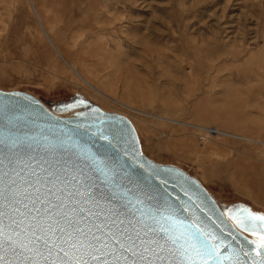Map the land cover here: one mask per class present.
<instances>
[{
  "label": "rangeland",
  "instance_id": "obj_1",
  "mask_svg": "<svg viewBox=\"0 0 264 264\" xmlns=\"http://www.w3.org/2000/svg\"><path fill=\"white\" fill-rule=\"evenodd\" d=\"M0 88L78 92L148 157L264 212V0H0Z\"/></svg>",
  "mask_w": 264,
  "mask_h": 264
},
{
  "label": "water",
  "instance_id": "obj_2",
  "mask_svg": "<svg viewBox=\"0 0 264 264\" xmlns=\"http://www.w3.org/2000/svg\"><path fill=\"white\" fill-rule=\"evenodd\" d=\"M0 160L21 202L33 209L13 205L23 216L5 209L0 227L10 239L0 248V264H264V220L255 218L264 217L263 211L221 201L195 175L148 157L124 115L104 111L78 92L47 101L29 90L0 88ZM81 170L97 185L92 192L98 205L75 195L80 186L72 177ZM57 176L60 181L50 183ZM37 197L43 203H33ZM80 207L86 211L79 213ZM45 209L79 221L89 239L99 236L107 247L75 251L65 245L66 256L30 244L32 226L51 223ZM13 220L23 223L17 227ZM191 233L212 246V256L196 255ZM137 234L133 246L125 237Z\"/></svg>",
  "mask_w": 264,
  "mask_h": 264
},
{
  "label": "snow or ice",
  "instance_id": "obj_3",
  "mask_svg": "<svg viewBox=\"0 0 264 264\" xmlns=\"http://www.w3.org/2000/svg\"><path fill=\"white\" fill-rule=\"evenodd\" d=\"M11 164V161H9ZM4 167L3 161L0 160V169ZM100 171V169H97ZM49 176H52L49 173ZM60 177H55V181H50V183H55L60 181ZM73 181L79 185L80 187L77 189L75 195L81 197L85 204H95L98 205V201L96 200V195L92 192L94 187H97L94 183L90 181V178L84 173L82 170L79 173V176H73ZM105 180L107 177L105 176ZM65 184L68 183L67 179L63 181ZM17 185L14 179L9 178V173L7 171L0 170V224H2V219L7 215L5 209H10L13 213H19L21 216L25 215L23 212H20L19 208L13 207V205H21L23 208L28 209L29 212L33 211L28 207V204L22 203L19 199L21 193L16 191ZM27 191V190H25ZM51 191V190H49ZM27 199V196H25ZM39 201V197H37L36 203ZM43 203V201H39ZM57 205L53 204L50 205V209H55ZM60 208H63V205H59ZM50 209H45L48 214L51 223L45 224L42 221H37L31 230L32 239L29 240V243L35 245L39 248L41 245L48 249L51 252L52 249L57 248L60 251H64L63 246H67L68 248L74 249L75 251H80L84 248H90L93 250L95 249V244H101L104 247H107V244L103 242L101 237L99 236H92L91 239L88 238L87 233L80 227H77L76 224L79 221H73L72 219L68 218L66 214H62L59 211H51ZM37 213H39V209H36ZM74 211H77L74 209ZM86 209L84 207H80L78 209L79 213H84ZM94 215H99V213H92ZM259 220H264V217H255ZM32 220L36 221V217H31ZM13 223L17 224V227H20V224L23 223L22 221L17 223V221L13 220ZM115 227L119 229V224H115ZM121 224L123 221L120 222ZM23 231V229H21ZM150 231L152 229H149ZM91 231V230H89ZM111 232V229L109 230ZM161 231H165L161 229ZM39 232V234H37ZM120 236H123L124 233L120 232ZM146 235V233H145ZM191 239L194 241L190 243L189 247L195 251L196 255L203 258L205 256H212L213 249L212 246L204 239L200 237L198 233H191ZM111 237L114 242L119 243V236L116 233H111ZM129 243H133L134 240L139 239V234L136 237H125ZM10 239L6 237L3 231V228L0 227V248H2L5 242ZM168 239L172 240V243L175 244L176 241L172 237H168ZM143 243V241H140ZM124 248V244L120 245ZM134 246V243H133ZM22 247L27 248V245H22ZM147 250V249H146ZM187 252V249H185ZM64 254L67 256L69 253L64 251ZM76 264H79V260L76 261ZM86 264V262H85Z\"/></svg>",
  "mask_w": 264,
  "mask_h": 264
},
{
  "label": "bare ground",
  "instance_id": "obj_4",
  "mask_svg": "<svg viewBox=\"0 0 264 264\" xmlns=\"http://www.w3.org/2000/svg\"><path fill=\"white\" fill-rule=\"evenodd\" d=\"M34 10V9H33ZM36 13V12H35ZM38 23H39V25H40V27H41V29H42V31H43V34H44V36L46 37V39L48 40V42L50 43V45L53 47V49L55 50V52L57 53V55L67 64V66L69 67V69L87 86V87H89L90 89H92L96 94H99V95H101L102 97L104 96V97H108V95H106L104 92H102L99 88H97L96 86H94L90 81H88L86 78H84V76H82L72 65H70L69 63H67L64 59H63V57H62V55H61V53H60V51L57 49V48H55L54 47V44L51 42V40L49 39V37H48V35H47V33L44 31V29L42 28V26H41V24H40V22L38 21ZM108 98H110V97H108ZM112 101H114L115 103H117V104H119L120 103V101H117V100H115V99H111ZM101 108V107H100ZM102 109V108H101ZM104 110V109H103ZM104 111H106V110H104ZM116 113V112H115ZM120 114V113H119ZM123 115V114H122ZM133 125V124H132ZM134 127V126H133ZM135 128V127H134ZM206 130V131H208V133H211L212 132V134H219V132L216 130V129H206V128H202V130ZM223 134H225V133H223ZM142 150V149H141ZM201 182V181H200ZM202 183V182H201ZM203 185V184H202Z\"/></svg>",
  "mask_w": 264,
  "mask_h": 264
}]
</instances>
